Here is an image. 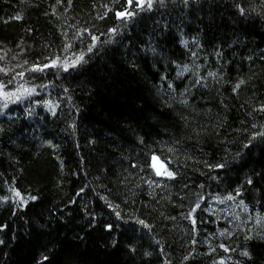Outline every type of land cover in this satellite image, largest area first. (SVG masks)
Returning a JSON list of instances; mask_svg holds the SVG:
<instances>
[{"label":"trees","instance_id":"1","mask_svg":"<svg viewBox=\"0 0 264 264\" xmlns=\"http://www.w3.org/2000/svg\"><path fill=\"white\" fill-rule=\"evenodd\" d=\"M0 264H264V0H0Z\"/></svg>","mask_w":264,"mask_h":264},{"label":"water","instance_id":"2","mask_svg":"<svg viewBox=\"0 0 264 264\" xmlns=\"http://www.w3.org/2000/svg\"><path fill=\"white\" fill-rule=\"evenodd\" d=\"M118 14L120 13H117L118 18H121L123 16ZM150 163L156 174H162L166 169L165 163L157 155L151 156Z\"/></svg>","mask_w":264,"mask_h":264},{"label":"snow or ice","instance_id":"3","mask_svg":"<svg viewBox=\"0 0 264 264\" xmlns=\"http://www.w3.org/2000/svg\"><path fill=\"white\" fill-rule=\"evenodd\" d=\"M149 2H150V0H149ZM118 15H123V13H120V14H118ZM33 70H39V69H33ZM22 75V74H21ZM155 159V158H154ZM168 175L169 176H171L172 174L171 173H168ZM17 195H18V193H17ZM141 223H142V221H141Z\"/></svg>","mask_w":264,"mask_h":264},{"label":"bare ground","instance_id":"4","mask_svg":"<svg viewBox=\"0 0 264 264\" xmlns=\"http://www.w3.org/2000/svg\"><path fill=\"white\" fill-rule=\"evenodd\" d=\"M138 1H140V0H138ZM117 13H122V12H117ZM117 13H116V14H117ZM123 16H124V14H123ZM123 16H122V17H123ZM122 17H121V18H122ZM164 171H165V170H164ZM163 173H164V172H163ZM163 173H162V174H163ZM158 175H161V174H158Z\"/></svg>","mask_w":264,"mask_h":264},{"label":"rangeland","instance_id":"5","mask_svg":"<svg viewBox=\"0 0 264 264\" xmlns=\"http://www.w3.org/2000/svg\"><path fill=\"white\" fill-rule=\"evenodd\" d=\"M141 1H143V0H141Z\"/></svg>","mask_w":264,"mask_h":264}]
</instances>
